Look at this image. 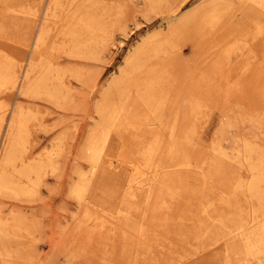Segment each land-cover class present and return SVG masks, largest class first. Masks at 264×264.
<instances>
[{
    "label": "rangeland",
    "instance_id": "374dc122",
    "mask_svg": "<svg viewBox=\"0 0 264 264\" xmlns=\"http://www.w3.org/2000/svg\"><path fill=\"white\" fill-rule=\"evenodd\" d=\"M91 1H100L92 11L93 17L97 16V19H94L97 30L91 34H83L79 37L81 40L78 38L79 41L76 42L77 38L61 34L64 22L60 19L71 11L57 9L59 22L53 18L48 23L50 30L46 37L43 59L53 68L48 76V80L52 81L49 82V89L55 90L53 88L56 86L59 89L58 97H48L44 95V90L39 93L41 96H25L19 93L18 87L0 94V107H8L5 121L0 125V149L10 113L16 105H21L30 116L26 157L44 162L39 190L34 191L35 194L23 195L24 197L20 195L23 199L10 192L0 194L1 219H10L15 214H21L34 226L31 230L33 232L26 235L28 240H21L22 244L18 239L4 235L0 240V257L3 258L0 264L6 260L2 255L5 251L15 253L19 250L28 255L27 260L12 259L16 260L17 264H264L262 254L256 257L247 256L242 243H237L240 237L234 235L238 221L249 222L256 215L253 223L250 222L254 225L250 229L264 223V207L260 208L259 201L249 196L248 184L251 177L246 162L239 156L242 146L247 142L256 150V155L251 156V161L259 164V161L264 159V82L258 81V88H253V76L247 79L248 75L245 74L237 81L238 77L233 74H236L240 65L246 61L251 66L253 60H260L257 44L255 45L257 40L250 38L255 32L252 24L247 22L245 17L239 20L241 12L236 3L237 5L228 11L229 14L234 13L236 23L224 28L226 24L223 21L214 28L215 32L206 31L208 34H205L204 38H207L197 36L200 41L196 43L197 37H190L192 23L179 28L177 24L185 15L207 6L214 0ZM35 4L37 16L29 43L22 44L30 23L22 15V19H8L0 32V58L8 56L10 62L15 61L20 69L19 74L27 67L32 56V43L43 23L48 0H0L2 11L9 8L28 11ZM174 25L177 28L171 31ZM186 32L189 37L187 41H190L178 42L186 38ZM209 32H212L211 35ZM172 34H176V37L173 38ZM213 38L218 39L217 42L212 40ZM105 40L109 41L107 46L102 44ZM168 42L170 46H176H171L175 50L166 46ZM228 47L229 60L226 59L224 63L221 58L220 70L215 74L209 72V64L217 58L220 50ZM134 53L138 54V60H141L139 64H143L145 70L147 68V71L151 70L162 76L156 90L158 93L162 92L166 98L163 105L165 116L169 118L166 121L169 126L174 123L172 117L178 112L177 108L173 107L183 104L188 97L199 99L201 104L198 113H194L193 120L180 121V114L176 120L177 127H189L193 130L188 141L189 160L192 165L187 174L183 173L186 176L181 179L184 186L180 188L179 195L174 199L167 198L164 206L159 209V218L154 220L151 218L150 207H146L140 195L135 199L126 198L123 201L120 197L122 183L115 185V181L107 180L101 173L91 177L90 164L85 154L87 151L84 153L91 130L100 123L98 106L104 100L116 106L122 101L114 82L120 79V71L127 69L126 60ZM127 70L130 71V68ZM209 74L210 77H206ZM263 75L264 73L259 77L264 78ZM130 79L132 86L126 92L127 96L133 98L136 85H140L141 80L139 76ZM252 88L255 91L258 89L260 94ZM120 121L116 122L115 127ZM115 127L108 140L109 155L106 154L107 158L117 163L119 156L115 155H119L122 146L118 143L120 137ZM164 134L163 137H168L169 129H166ZM7 170L13 172L10 166ZM260 171V179L263 180L259 183V189L260 195L264 196V163ZM21 179L24 181V178ZM86 179L90 184L85 201L80 203L74 189L83 185ZM101 181L102 184L98 183ZM153 192L154 190L151 195ZM26 197L29 200L25 199ZM149 199L151 202V197ZM256 209L262 210L258 213ZM252 211L256 212L250 217ZM9 212H12V215ZM91 236L94 237L91 239ZM102 238L111 241H103ZM18 244L21 246H16ZM232 245L235 246L233 250L230 247Z\"/></svg>",
    "mask_w": 264,
    "mask_h": 264
},
{
    "label": "bare ground",
    "instance_id": "6f19581e",
    "mask_svg": "<svg viewBox=\"0 0 264 264\" xmlns=\"http://www.w3.org/2000/svg\"><path fill=\"white\" fill-rule=\"evenodd\" d=\"M97 3H100V1L92 3L91 0H48V6L45 9V12L43 14V19L41 18L43 20V23H42L41 27L38 29L36 36H35L33 43H32V56L29 58L27 67L22 70L21 74H19L20 69H18L17 64L14 63L15 61L10 62L11 60L9 58H7L8 56H6L5 58H2V59L0 58V94L2 95V93L3 92L5 93L6 90L11 91L14 88L18 87L19 93L22 95H25V96L40 95L39 93H42V90H44L43 92L46 93L44 95H46V96L48 95V97H54V98L58 97V93H59L58 90L59 89L56 88V86H55V88H53L55 90L49 89L50 88L49 82L51 80H48V76L51 74V72H52L51 70L53 68H51V66L47 60L43 59V53H44L45 47H46V37L48 36L47 34H49L48 30H50V29H48V23H50L53 18L58 19L57 22H59L60 18L56 12L57 9L58 10L63 9V10L71 11L70 14L67 13L68 14L67 16H64L63 18L60 19V21L64 22L63 23L64 28H63V32L61 34L63 36L75 37L77 39L80 36H82L83 34H91L97 30V28H96L97 26L94 25L95 24L94 19H97L96 18L97 16H95V18H94L93 13H92V11H93V9H95L94 7ZM236 3L238 4V7L237 6L236 7L238 9H240V12H241V16L239 17V20L242 17H245V19H248V21L247 20L246 21L250 22L253 26L252 29H254L255 32L250 38L252 40H255V39L257 40L255 45L257 44L256 47L260 53V57H259L260 60H255V61L253 60V62H252L253 64L251 66L249 65V62L246 61L245 63L240 65L237 73L236 74L233 73V74L235 75L234 77H238L236 79L237 81L240 78H242V76L245 74L248 75L247 79L251 78L253 76L252 81L255 82L253 84V88H254L255 86L256 87L258 86L257 85L258 81L264 82V78L259 77L260 74L264 73V0H214L213 2L208 4L207 6H205V7L203 6L201 9H199V10L197 9V11L194 10L193 13H191L189 15H185L183 18H181L179 20V23H178L179 25L177 24V27L178 28H179V26L185 27L186 24L192 23V26H190L191 27L190 30L192 33V34H190V37H191V35L196 36V37L198 36L199 38L201 36H203L202 38L205 39L207 37L205 36V38H204V35L208 34V32H206V31H212V30L214 31V28H216V26L219 25L220 23H222L223 21L226 24V25H224V28L227 25H232V24L236 23V21H235L236 17H235V15H233L234 13H232V14L228 13V11L230 12L232 6L235 7V5H237ZM35 7H36V4L33 5V7L29 8L28 11H25L24 9L17 11L15 9L13 10L10 8L6 9V10L4 9V11H2L0 8V10H1L0 11V18L3 19V20H0L1 21L0 22V32L2 29H4L3 26L8 21V19H12V20L22 19L20 17L22 15L23 18L27 19L31 23V24L29 23L28 30H26L28 32L25 35L26 37H23L22 44H24V42L29 43L30 35L33 33V29H34V19L37 16V10L35 9ZM233 9L235 12V8H233ZM8 13H10V14H8ZM177 19H176V22L178 21ZM66 21H67V23H66ZM174 22H173V24H174ZM65 24H66V26H65ZM223 24H222V27H223ZM174 26L171 28V31L173 28H174V30H176L175 28H177V27H176V25H174ZM188 27L189 26H187V28ZM98 28H99V26H98ZM187 28H185V29L188 30ZM224 28H223V30H224ZM185 29H184V31H185ZM181 31H182V28H181ZM229 31H231V30L229 29ZM212 32H209L210 35ZM179 33H180V30H179ZM224 33H226V31ZM182 34H181L182 38L184 36L186 38L185 39L183 38V40H180V41L178 40V42H182L184 40L187 41V38H189V37H187V35H188L187 32L184 34V36ZM172 36L174 38V36L176 37V34H174V35L172 34ZM227 36H229V35H227ZM232 36H233V34H232ZM239 36H240V34H239ZM198 37L196 38V40L198 39V41L196 43H198L200 41ZM227 38L228 37H226V39ZM79 39L76 40V42L79 41ZM167 39H169V38L167 37ZM190 39H192V38H190ZM164 40L166 41V39H164ZM210 40L208 39V41H210ZM212 40H214V38ZM217 40H214V41L217 42ZM188 41H190V40H188ZM188 41H187V43H188ZM203 41L201 40V42H203ZM223 41H222V43H220L221 45L223 44ZM227 41H228V39H227ZM74 42H75V40H74ZM108 42H109L108 40H105L102 44L104 46H107ZM162 42H163V44H165V42L163 40H162ZM201 42L199 44H201ZM202 44H204V43H202ZM211 44H212V42H211ZM210 45H207V46H210ZM219 45H217V46H219ZM231 45H233V44H231ZM166 46L167 47L170 46V43L167 44ZM171 46H174V44ZM171 46H170V48H171ZM213 46H212V49H213ZM74 47L72 46V48H74ZM174 47H176V46H174ZM174 47H173V49L175 50ZM178 47H177V49H179ZM214 47H216V46H214ZM162 48H163V46H162ZM194 48H196V47H194ZM50 49H52V47ZM229 49H230V47L219 51V55L217 56V58L209 64V69H208L209 72H212L213 74H215L217 71L220 70V67H219L220 64L219 63H221V58H223L224 63L227 61L226 59L229 60V58H230V50ZM162 50H164V48ZM191 51H192V49H191ZM137 55L138 54L134 53V54H132L131 57H129L126 60L127 69L130 68V71L127 69H123L122 71H120V79L118 81L114 82L115 83L114 86L117 89L118 94L120 95L119 97H121L122 101L120 103H118L116 106V104H110L109 101L106 100V102H104L105 101L104 100V101H102L104 103L101 102V104L98 106L97 112L100 115L99 116L100 117V121H99L100 123L99 124L97 123L95 128H93V130H91L92 132H91V135L89 137V140L87 141V144L85 145L86 148L84 149V153L86 150L87 153H85V154H87V159H88L89 164H90L89 173H90L91 177H94L98 173H101V175H103L104 178H106L107 180H111L112 182L115 181V182H113V183H115V185H117V183H118V186H119V184L122 183V188L120 191V197L123 199V201H125L126 198H134L135 199L140 195V197L143 198V200L145 201L146 207H150L149 209H150L151 218H153V220H154V219L159 218L158 217L159 216L158 212L160 211L159 209H161L164 206L166 199L167 198L174 199V198H176L177 195H179L180 188L182 187V185L184 183L183 180H181V179L183 178V176H186V175H183V173L187 174V172H189L190 166L192 165L191 161L189 160L190 152H189V147H188V145H189L188 141H189L190 134L193 133V130H192V128H189V127H187V128L182 127V126H180V124L179 125L177 124L178 126H180V127H177L176 126V122H177L176 120H177L179 114L181 116L180 118H182V119H180V121L190 120V119L193 120L195 118L194 113L200 110L201 104L199 103L200 102L199 99L196 98L197 99L196 100L192 97H190V98L188 97V100H185V102L183 104L181 103L180 105H178V107H176V106L173 107V108H177L178 112H175V115L172 117L173 118L172 120L174 121V123L172 122L171 126H169L166 123V121H168L167 120L168 117L165 116L164 105H163L165 103L166 98H164V94L162 92L158 93V91L156 90V86H157V84H159V79H160L161 75L157 74V73H153V71H151V70L149 72V71H147V68L145 70L143 64H139V62L141 60H138L139 56H137ZM155 55H157V52ZM173 55H174V53H173ZM174 57L176 58V56H174ZM159 60H160V58H159ZM166 61H167V59H166ZM164 62H165V60H164ZM229 63L230 62L228 61L227 64H229ZM207 66H208V64H207ZM249 66H250V68H249ZM162 68H163V66H162ZM163 69H161V70H163ZM59 71H61V70H59ZM247 71L250 73L247 74L246 73ZM161 72H163V71H161ZM58 73H60V72H58ZM210 74L208 76L206 75V77L209 78ZM135 76L136 77L139 76V80H141V82H139V81L138 82L141 84L139 85L136 83L137 88H135V90H134V91H136V93L134 94L133 98H131L130 96H127L128 92H126V90L129 91V89L131 88L132 84H130V83L132 80L130 78H134ZM211 76H213V75H211ZM262 77H264V75ZM256 78L257 79L259 78V80H256ZM53 79H55V77H53ZM136 79H138V78H136ZM133 81H135V80H133ZM183 85H184V83H183ZM140 86H141V88H140ZM63 87H64V85H63ZM261 89H262V87H261ZM254 91H253V94H254ZM261 91H263V90H261ZM258 94H260V93L258 92ZM263 98H261V99H263ZM63 99H65V98H63ZM176 99H178V97ZM173 103H174V101H173ZM175 103H177V100ZM7 111H8L7 106H5V108H4V106L0 107V125L1 126H2L3 122L5 121V116L7 114ZM28 117H30L29 113H26L21 105H16L13 108L12 112L10 113V118L6 124V130H5V134L3 137L2 146L0 149V194H2L4 192H10V193L16 194L19 197L20 195L23 196V195L35 194L34 191L39 190V188H38L39 187V180L41 177V169L44 166V162L42 160H37V159L32 160V159H29L26 157V153L28 152V150L26 148V145L28 142L27 137H28V133L30 132L28 130V121L30 120V118H28ZM118 120H121L120 123L116 126L117 131H118V136L120 137V140L118 141V143L120 146H122V148H121L120 152L118 151L119 155H118V153H116L117 155H115V156H119V159H118L117 163H114L113 160H111L110 158H107V154H108L107 150H109V145H108L109 141L108 140H109L110 136L112 135L111 132H112L113 128L115 127L116 122ZM227 121H230V120H227ZM226 127H228V125ZM0 129H1V127H0ZM166 129H169V135H168V137L165 138L163 136L165 135L164 131ZM245 143L246 144H244L242 146L243 149L241 150V152H239V153H241V155L239 153L238 154L246 162L247 167H248V171H249V174L251 177V179L249 180V184H248V191L250 193L249 196H251L252 198H255L256 201L258 200L259 203L261 204L260 208H263L264 207V198H263L264 196L260 195L261 190L259 189V186H261V185H259V183L262 182L261 180H263V179H260V176H261L260 175V173H261L260 168H261V165L264 163V159H263L264 157H262V159H263L262 161L261 160L259 161L260 162L259 164H255L256 161L255 162L251 161L253 159V157H251V156H253L256 153L255 152L256 150L255 149L253 150V148H252L253 146L252 147L249 146L250 143L249 144H247V142H245ZM216 146H218V144ZM254 148L257 149V147H254ZM215 150H217V149H215ZM115 156L113 155V157H115ZM31 160H32V162H30ZM88 161H86V162H88ZM47 162H48V160H47ZM19 164L21 166H18ZM214 164H216V163H214ZM9 166H10V168L11 167L13 168L12 173H10V171L8 172V170H7V168H9ZM6 170H7V172H6ZM21 177L24 178V181H22ZM82 177L83 176H81V178ZM102 178L103 177H101V179ZM89 179L90 178H88V180ZM88 180L86 179L85 183L83 185H78L74 189V194L79 199V202L85 201L86 192H87L89 184H90ZM75 183L72 185L74 186ZM98 183L102 184V181L98 182ZM109 184H110V182H109ZM152 190H154V192L151 195ZM70 193H71V190H70ZM104 193H103V196H104ZM37 194H36V196H37ZM113 194H115V193H113ZM21 196H20V198L23 199L24 196L23 197H21ZM32 196L35 197V195H32ZM18 197H17V199H18ZM150 197H151V202H149ZM25 199H28V197H26ZM111 200H113V197L111 198ZM259 210L260 209H258V210L256 209V211H258V213H259ZM263 210H264V208H263ZM255 212L252 211V214L249 216L250 217L253 216ZM17 213H19V212H17ZM88 214H89V212H88ZM3 215H4V213H3ZM10 215H12V212L10 213ZM10 215H8L9 218H10ZM105 215H107V214H105ZM255 216H253L251 221H249V222H242L241 223L238 221L237 222L238 224L236 223V226L234 229V232L236 231L234 233V235L237 234L236 237H240V240L237 243L238 244L242 243L247 256H249V257L255 256L256 257V255L262 254L264 257V223H260V225H257L256 228L250 229L251 227L254 226L250 222L253 223L252 220L256 219ZM3 218H4V216H3ZM29 221H32V220H29ZM107 223H106V225H107ZM118 224H120V223H118ZM99 225H102V224H99ZM99 225L97 224V226H99ZM111 227H113V226H111ZM33 228H34V226H32V222H28L26 219V216L21 215V214H15L10 219H1L0 218V240L3 237H5L4 235H7V236L9 235V237H12V239H18V242L20 244H22L21 240L23 241L26 238L28 240L29 237L26 235H27V233L28 234L32 233L33 231L31 232V230H33ZM100 228H101V226H100ZM114 228H116V227L114 226ZM94 230H96V229H94ZM102 230H105V229H102ZM102 230H101V232H102ZM119 230H122V229H119ZM96 231H98V230H96ZM113 233H115V232H113ZM124 234H125V231H124ZM91 235H93V234H91ZM124 236H126V235H124ZM93 237L91 236V239ZM102 239H103V241H111L109 239L108 240H104V238H102ZM9 242H11V241H9ZM98 243H100V242H98ZM233 243H231V244H233ZM237 243H236V245H238ZM20 244H18L16 246H19ZM103 245H104V242H103ZM232 246H230V247L233 250L235 246H233V247ZM22 247H23V245H22ZM227 247H229V246H227ZM1 249H2V247H1ZM19 249H21V248H19ZM3 252H4V249H3ZM2 255L5 256V259H6V260H4V262L2 261L3 262L2 264H17L15 261L18 259H22V260L26 259L27 260L26 257L28 254L26 255L25 252L22 253L19 250L15 253L14 252L12 253V251H7V252L5 251V253H3ZM148 255L151 256L150 254H148ZM2 259L3 258L0 257V260H2ZM12 259H16V260L12 261ZM216 259H217V257H216ZM214 261H216V260L214 259ZM217 261H218V259H217ZM149 263H151V262H149ZM244 263H245V261H244Z\"/></svg>",
    "mask_w": 264,
    "mask_h": 264
}]
</instances>
